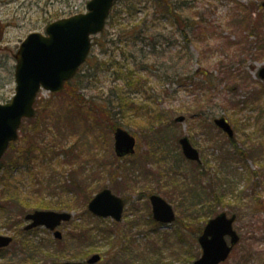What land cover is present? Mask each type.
I'll use <instances>...</instances> for the list:
<instances>
[{"label":"rangeland","instance_id":"374dc122","mask_svg":"<svg viewBox=\"0 0 264 264\" xmlns=\"http://www.w3.org/2000/svg\"><path fill=\"white\" fill-rule=\"evenodd\" d=\"M90 1L0 0V104L15 96V55L22 42L31 33L45 34L54 22L86 12ZM127 2L117 1L91 60L65 89L40 92L36 117L24 122L19 141L0 164V235L14 239L0 250V264L83 262L97 253L104 257L100 264H191L201 257L203 228L222 213L237 216L234 229L240 237L223 264H264V82L258 78L264 68V0H160L179 7L174 20L155 0L131 6L126 14ZM144 20L135 42L119 41V30ZM125 57L140 64L132 67ZM130 69L136 80L140 74L135 69L155 75L143 72L148 83L127 85L122 73ZM197 69L214 77L213 91L200 84L202 75L192 82L166 78ZM204 88L210 93L206 101ZM125 96L162 111L158 138L149 133L142 113H124L120 101ZM222 116L236 133L233 144L213 124ZM180 117L185 122L175 121ZM118 127L137 139L135 155L116 156ZM38 129L45 131V144L75 148L71 156L53 154L50 161L15 164L18 148L28 146L26 134ZM183 136L200 151L204 170L183 157L178 143ZM106 188L127 202L121 223L88 211L86 197ZM151 194L173 206L175 224L153 220ZM35 210L74 214L60 227L63 240L44 227L25 231V215ZM82 231L94 233L92 239L79 240Z\"/></svg>","mask_w":264,"mask_h":264},{"label":"water","instance_id":"95a60500","mask_svg":"<svg viewBox=\"0 0 264 264\" xmlns=\"http://www.w3.org/2000/svg\"><path fill=\"white\" fill-rule=\"evenodd\" d=\"M114 2L115 0H92L87 5V13L50 24L46 35L32 33L21 44L15 56L16 95L10 103L0 104V162L11 143L18 141L23 120L35 117V103L41 88L51 93H60L66 82L72 80L85 64L92 50V37L105 29ZM258 76L264 80V68ZM184 120L185 117H180L176 121ZM215 124L230 138L234 137L231 125L224 117L216 119ZM179 143L186 159L201 161L199 151L193 147L188 137L181 138ZM115 151L120 158L135 154V137L118 128L115 132ZM150 202L157 222L172 224L176 221L173 207L162 197L152 195ZM88 208L96 216L111 217L121 222L125 202L110 189H105L94 197ZM72 217L67 212L35 211L26 216V220L32 222L26 230L45 226L54 231L63 222L71 221ZM235 220V216L228 218L226 214H222L207 224L198 240L203 250L202 257L193 264H221L229 258L240 240L233 228ZM55 236L61 239L62 233L57 231ZM227 236L231 238L230 245L226 241ZM12 242V237L0 236V249L10 246ZM101 260V255H94L87 264H98Z\"/></svg>","mask_w":264,"mask_h":264},{"label":"trees","instance_id":"16d2710c","mask_svg":"<svg viewBox=\"0 0 264 264\" xmlns=\"http://www.w3.org/2000/svg\"><path fill=\"white\" fill-rule=\"evenodd\" d=\"M127 1H128L127 4H129L128 5L129 8H128V10L125 11L126 14H127V12L129 10H131V6L137 8V6H140L141 4H144V2L145 3L147 2V0H127ZM155 1L157 3V6L160 9L164 10L165 13L167 12L168 16L172 20L177 18L176 16H177V12L179 11V7L177 5H175L176 3L175 4L174 3L170 4V3L167 2V3L163 4L162 2H160V0H155ZM135 2H138V3L136 4ZM128 13H130V11ZM113 18H114V16H113ZM145 24H146V20L142 21L141 25L137 24V25L132 26L131 28L127 27L125 30H119V34L117 35L118 36L117 38H119V41H120L122 38L124 39L126 37L127 38L126 39L127 42H129V43H132L133 41L135 42L138 39V37H136L134 39L133 36L136 35L137 32H138V29L142 28ZM184 33H185L184 37H185V39H187L188 38V32L185 31ZM98 43H99V40H98V38H96L94 40V46L96 44H98ZM113 43L117 44V42H113ZM158 45H159V43H155L154 45H152L153 53H155ZM150 46H151V44H150ZM129 55L130 56H128V57L130 59L133 58L132 54H129ZM125 59L132 64V67H133V65L135 63L140 64V63L137 62V59L128 60L127 57H125ZM90 60H91V57L88 59V61H90ZM131 64H128V65L124 66L125 68H123V70L124 69L128 70L130 68ZM131 70L132 69L129 70V73L127 71H126V73H122V76H124V77L127 76L126 77L127 78V85L128 84L131 85V84H134V83L135 84H143V83L146 84V83H148V81H149L148 78L146 80V76H143V72L144 71H142V74H141V70L135 69L136 73L140 74V75H137L138 78L136 80L135 79L136 77H134L135 75L132 74ZM199 71L197 69V72L195 74H186V73H183V74L177 73L176 75L167 74L166 78H167L168 81H170L172 78H174V79H177V80H183V81H186V82H188V81L190 82L191 81L192 82L194 80V77H198V76L201 77V75H202L203 76V78H202L203 80H202V83H200V84L203 85V86H204V83L208 84L209 85V89L213 91V89L215 88V85H216V82H215L216 80L214 79V77L208 75L207 73L203 74L202 72H199ZM149 72L150 71L146 70L144 73H145V75H149L152 78L155 74H153L151 72L149 73ZM118 81H119V79H118ZM67 84H69V83H67ZM202 91H204V94H202L201 98L205 97V101H206V97L210 95L209 90L204 88ZM79 97L82 98V95H79ZM201 98H199L198 104L202 103V101H200ZM119 101H120V99H119ZM120 103H121V106L123 108L124 113L130 114V115H134V114L135 115L136 114L139 115V113H142V115L145 116V119L149 121L147 123L149 125V127H150L149 128V133L155 135V138H158V135L160 134V131L163 129V127H161V124H159V123H161L160 122V120H161L160 117H161V112L162 111L155 110V108L153 109L152 107L151 108L150 107H144L143 108V106L141 107L140 104L135 103V99H132L131 97H127V96L121 97ZM200 111H202V109L198 108L197 112H200ZM30 121H33V120H30ZM23 130H24V127H22V131ZM161 139H162V136H161L160 140ZM46 140H47V136L45 134L44 129H42V130L38 129V131H35L34 134H30V135L26 134V137H25L24 141H26V145H28V146H27V148L22 149V150L18 148V150H19L18 152H19L20 155H19V157H17V160L15 161V164L18 165L20 160H23L24 162H27L29 164L32 163V162L34 163L36 160H42V159L50 161L51 160L50 159L51 155H53V154L54 155L62 154V155L71 156V154L75 150V148L66 147L65 144L63 145V143L61 145H57L55 147H52V146H50L48 144H45ZM15 146L16 145L13 144L11 146V148H14ZM39 158H42V159H39ZM195 165H196L197 168H200V169L204 170V168L201 165H197V164H195ZM52 169H53V167H51V170ZM167 173H168V175L170 174L169 175L170 178L174 177L173 172L171 173L170 170H168ZM3 179L5 180L6 178L4 177ZM193 179L196 182V179L194 178V176H193ZM75 187H77V186H75ZM76 192L80 193V195L83 194L82 189H80L79 187H77V191ZM193 195H195L194 197L196 199L198 198L197 193H195ZM90 200H91V197H86V201L88 203H89ZM201 208L203 209V208H205V206H202ZM89 231L84 232V233L82 231L81 235L79 236V240L92 239V235L94 233L90 234ZM100 231H102V230L100 229ZM113 247H115V246H113ZM33 249H35L34 246H33ZM127 249H129V245L126 246L125 250H127ZM110 253L111 252H108L107 256H109ZM113 257L115 258V255H113Z\"/></svg>","mask_w":264,"mask_h":264},{"label":"flooded vegetation","instance_id":"af4514ba","mask_svg":"<svg viewBox=\"0 0 264 264\" xmlns=\"http://www.w3.org/2000/svg\"><path fill=\"white\" fill-rule=\"evenodd\" d=\"M229 121V120H228ZM230 123V122H229ZM230 125H231V127H232V129H233V131H234V128H233V126H232V124L230 123ZM235 132V131H234ZM235 135H236V133H234ZM224 135L228 138V139H230V140H232L231 138H229V136L228 135H226L225 133H224ZM235 138V137H234ZM233 138V139H234ZM233 144V143H232Z\"/></svg>","mask_w":264,"mask_h":264}]
</instances>
